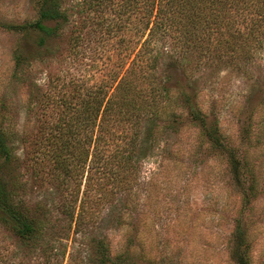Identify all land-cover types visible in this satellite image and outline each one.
<instances>
[{
	"label": "trees",
	"instance_id": "obj_1",
	"mask_svg": "<svg viewBox=\"0 0 264 264\" xmlns=\"http://www.w3.org/2000/svg\"><path fill=\"white\" fill-rule=\"evenodd\" d=\"M81 1L82 8L74 11L65 0H33L35 17L6 27L23 40L30 37L40 52V48L48 47L50 38L71 23L74 12L111 9L114 3ZM116 6L123 14V59L117 63L111 82L90 84L72 76L59 85L58 94L40 93L44 108H56L58 112L54 122L43 123L32 144L29 167L34 178L46 176L56 181L63 197L58 210L81 230L96 221L109 195L116 192L125 193L133 204L126 203L125 207L134 210L138 201L132 190L139 162L153 152L164 123L179 122L184 117L197 123L199 137H205L214 149H224L239 186L240 169H250L245 154L239 158L234 149L224 146L225 134L220 129L223 110L239 109V103L222 96L204 107L198 102L192 77L196 71L215 68H222L228 75L240 68L241 62L264 58V0H121ZM78 41L76 36L71 50L76 49ZM16 49L15 66L19 67L29 58L24 56L22 44ZM56 86H52V92ZM42 113L51 115L49 111ZM248 120L251 124L254 117ZM255 130L256 140L264 144V106L257 114ZM12 146L9 132L0 126V227L16 237V256L20 245L40 243L51 224L44 219L46 209L43 217L28 207L23 193L18 192V178L13 179L5 170L18 158ZM47 164L50 173L45 174L42 169ZM94 177L95 184L91 182ZM117 223L121 224L118 227L125 226L123 213ZM125 227L115 242L102 233L94 235L85 259H70L65 264H138L136 245L145 259L144 233L133 235L132 228ZM235 233L231 259L234 264H251L248 233L241 229ZM138 235L143 239L139 237L136 243L133 237ZM147 260L152 259L149 256ZM50 262L47 256L45 263ZM19 264L25 262L20 260Z\"/></svg>",
	"mask_w": 264,
	"mask_h": 264
},
{
	"label": "rangeland",
	"instance_id": "obj_2",
	"mask_svg": "<svg viewBox=\"0 0 264 264\" xmlns=\"http://www.w3.org/2000/svg\"><path fill=\"white\" fill-rule=\"evenodd\" d=\"M65 3L74 11L82 8L81 0ZM119 3L121 0H114L111 9L102 11L74 12L71 23L39 52L30 37L23 40L6 27L31 21L35 17L33 0H0V126L9 132L18 157L5 170L13 179L18 178V192L23 193L28 207L43 217L46 209L44 219L51 224L40 243L20 245L16 256V237L0 227V264H19L20 260L44 264L47 256L51 264L81 261L90 252L91 237L102 233L115 242L125 226L132 228L133 235L144 233L145 259L138 254L142 249L136 245L138 264H234L231 252L237 229L248 233L251 264H264V144L254 135L257 114L264 106L263 57L241 62L240 68L228 75L222 68H215L196 71L192 77L198 102H203L204 107L222 96L234 98L240 105L239 109L223 110L220 121L224 146L234 149L239 158L245 154L248 159L250 169H240V186L234 181L236 170L230 169L224 149H214L205 137H199L198 124L187 117L164 123L153 152L140 160L132 190L138 201L134 210L125 207L126 203L133 205L125 193L116 192L109 195L96 221L86 230L77 229L58 210L63 197L56 181L46 176L34 178L29 167L33 141L43 123L54 122L58 112L56 108H44L40 93L58 94L59 85L72 76L90 84L111 82L117 63L123 59V14L117 12ZM76 36L77 47L71 50ZM19 43L29 59L16 67L14 54ZM53 85H57L54 92ZM43 111L51 115L45 116ZM251 116L254 120L249 124ZM146 125L144 121L143 127ZM42 170L50 173V164ZM95 179H91L94 184ZM85 181L86 173L81 191ZM122 213L125 226L121 228L117 219ZM139 237L142 238L133 237L136 243ZM50 245L53 246L48 251ZM149 256L151 261L147 260Z\"/></svg>",
	"mask_w": 264,
	"mask_h": 264
}]
</instances>
